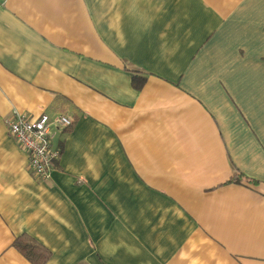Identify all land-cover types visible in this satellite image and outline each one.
I'll return each mask as SVG.
<instances>
[{"label":"crops","instance_id":"1","mask_svg":"<svg viewBox=\"0 0 264 264\" xmlns=\"http://www.w3.org/2000/svg\"><path fill=\"white\" fill-rule=\"evenodd\" d=\"M17 113L74 119L50 180ZM22 234L45 264H264V0H0V264H34Z\"/></svg>","mask_w":264,"mask_h":264},{"label":"built area","instance_id":"2","mask_svg":"<svg viewBox=\"0 0 264 264\" xmlns=\"http://www.w3.org/2000/svg\"><path fill=\"white\" fill-rule=\"evenodd\" d=\"M9 133L20 148L28 155V169L38 180L52 178L55 161L61 156L59 147L54 146L57 131L70 128L74 119L67 114L51 117L42 113L36 118L26 114H15L6 119Z\"/></svg>","mask_w":264,"mask_h":264},{"label":"trees","instance_id":"3","mask_svg":"<svg viewBox=\"0 0 264 264\" xmlns=\"http://www.w3.org/2000/svg\"><path fill=\"white\" fill-rule=\"evenodd\" d=\"M134 75L133 73V82ZM14 246L34 264H45L52 256L51 250L28 234L17 237Z\"/></svg>","mask_w":264,"mask_h":264}]
</instances>
